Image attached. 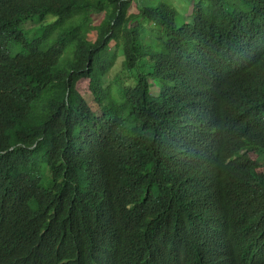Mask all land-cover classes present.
I'll use <instances>...</instances> for the list:
<instances>
[{
	"label": "trees",
	"instance_id": "1",
	"mask_svg": "<svg viewBox=\"0 0 264 264\" xmlns=\"http://www.w3.org/2000/svg\"><path fill=\"white\" fill-rule=\"evenodd\" d=\"M193 2L0 0V264H264V0Z\"/></svg>",
	"mask_w": 264,
	"mask_h": 264
},
{
	"label": "rangeland",
	"instance_id": "2",
	"mask_svg": "<svg viewBox=\"0 0 264 264\" xmlns=\"http://www.w3.org/2000/svg\"><path fill=\"white\" fill-rule=\"evenodd\" d=\"M142 1V0H141ZM173 4H175L180 9V16H179V22L185 20V17L190 15L193 12L194 9V0H167ZM132 13L137 14L138 9L137 7L133 6L130 10ZM55 15L49 14L45 20L49 22L50 20L54 19ZM32 21H41V18H34ZM40 27V23L36 22H27L24 24L23 29L25 31H31V30H37ZM115 74L112 72L110 75V80L108 83H112L113 90L115 93H118V85H117V79H114ZM159 88H156L154 90V93H158ZM264 160V158H263ZM264 169V167H263Z\"/></svg>",
	"mask_w": 264,
	"mask_h": 264
}]
</instances>
